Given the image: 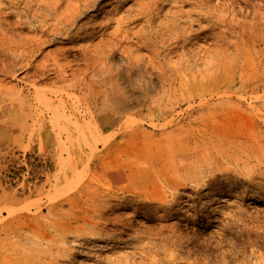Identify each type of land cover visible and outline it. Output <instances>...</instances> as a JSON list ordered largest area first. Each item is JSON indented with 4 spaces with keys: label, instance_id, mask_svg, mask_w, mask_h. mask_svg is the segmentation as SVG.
<instances>
[{
    "label": "rangeland",
    "instance_id": "rangeland-1",
    "mask_svg": "<svg viewBox=\"0 0 264 264\" xmlns=\"http://www.w3.org/2000/svg\"><path fill=\"white\" fill-rule=\"evenodd\" d=\"M77 1L0 0V264H264V0Z\"/></svg>",
    "mask_w": 264,
    "mask_h": 264
},
{
    "label": "bare ground",
    "instance_id": "bare-ground-1",
    "mask_svg": "<svg viewBox=\"0 0 264 264\" xmlns=\"http://www.w3.org/2000/svg\"><path fill=\"white\" fill-rule=\"evenodd\" d=\"M85 1H87V3H85ZM91 3V0H83V2L81 3L80 2V0H78L77 1V3H76V6H75V10H79V9H81V6L82 5H85V6H88L89 4ZM38 4V3H37ZM98 6V5H97ZM93 7H95V6H93ZM57 8V7H56ZM96 9V8H95ZM52 13V12H51ZM70 14V13H69ZM68 17V16H67ZM43 19V18H42ZM77 21V20H76ZM80 21V20H79ZM75 23V22H74ZM73 23V24H74ZM85 23V22H84ZM72 25V24H71ZM73 27V26H72ZM222 143H224V142H222ZM238 143V142H237ZM258 143V142H257ZM192 145H194V144H192ZM235 146V145H234ZM228 147V146H227ZM250 147V146H249ZM237 148H239V147H237ZM264 148V147H263ZM192 149V148H191ZM208 150V149H207ZM185 151V150H184ZM248 152V151H247ZM185 153V152H184ZM208 153V152H207ZM232 153H234V152H232ZM246 154V153H245ZM217 155V154H216ZM220 155H221V153H220ZM215 156V155H214ZM222 156V155H221ZM247 156V155H246ZM198 158H200V156L198 157ZM245 158V157H244ZM212 159V158H211ZM242 160V159H241ZM245 160V159H244ZM196 162V161H195ZM205 162V161H204ZM208 162V161H207ZM206 162V163H207ZM205 163V164H206ZM250 163V162H249ZM196 165V164H195ZM230 171V170H229ZM190 179V178H189ZM191 180V179H190ZM92 240H93V242H92ZM101 241V238L99 237V236H94V237H90V238H88V237H86V238H82V237H80V239H78V240H75L74 242H78V244H79V246H85L86 245V249H88V250H84V249H81L80 251L81 252H85V253H91V250H94V251H96V249H97V247L98 246H100V243H98V242H100ZM103 241V240H102ZM93 243L94 244V242H97V244H95V245H92L91 247H88V244L89 243ZM103 242H107V241H103ZM108 244H110V243H108ZM90 246V245H89ZM94 247H95V249H94ZM80 248V247H79ZM8 256V255H7Z\"/></svg>",
    "mask_w": 264,
    "mask_h": 264
}]
</instances>
